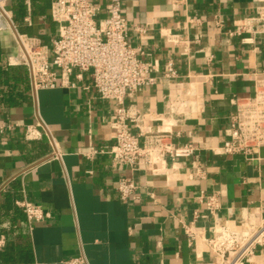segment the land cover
<instances>
[{
  "label": "crops",
  "instance_id": "obj_1",
  "mask_svg": "<svg viewBox=\"0 0 264 264\" xmlns=\"http://www.w3.org/2000/svg\"><path fill=\"white\" fill-rule=\"evenodd\" d=\"M50 6L6 4L18 31L46 45L59 35ZM261 6L264 0H123L130 43L157 63L153 83L125 101L130 125L144 134L142 143L168 134L174 146L195 149L141 170L110 155H83L91 145L115 142V103L86 89L91 73L79 80L74 71L68 84L35 92L24 67L8 66L18 45L11 32H0V123L11 126L0 134V264H197L212 260L207 239L220 226L237 230L264 215V145L250 158L220 151L234 98L254 96L264 78V35L245 44L232 34L255 24ZM168 62L173 80L165 76ZM29 128L37 138H27ZM123 177L137 185L129 204L117 193ZM211 196L214 214L206 204ZM19 201L41 206L48 217L30 223ZM252 264H264V251Z\"/></svg>",
  "mask_w": 264,
  "mask_h": 264
},
{
  "label": "built area",
  "instance_id": "obj_2",
  "mask_svg": "<svg viewBox=\"0 0 264 264\" xmlns=\"http://www.w3.org/2000/svg\"><path fill=\"white\" fill-rule=\"evenodd\" d=\"M12 1L16 0H0V32H11L18 45V53L9 58L8 66L24 67L35 92L68 84L74 71H77L79 80L83 73L89 72L92 83L86 89L91 87L101 99L115 103L114 144L109 147L91 145L83 152L86 158L93 160L100 155H110L115 164L141 170L165 156L188 157L194 153L191 145L174 146L168 134L147 136L142 143L144 134L135 133L130 125L129 121L135 119L125 101L153 83L152 73L157 63L141 58L142 52L130 43L123 0H50V17L58 24L59 31L51 45L18 31L11 12L6 8V4ZM23 1L31 11L32 0ZM252 22L255 24L245 22L238 25L232 34L241 36L245 44L254 41L253 35H264V6L258 8ZM215 23L219 29L223 26L220 16L216 17ZM165 76L172 80L177 78L172 62L167 63ZM254 87V96L233 100L235 110L220 147L224 155L250 158L264 145V78L256 80ZM10 127L0 123V134ZM27 138H37L35 131L29 128ZM136 190L137 185L131 178L119 180L117 193L126 204L136 199ZM206 204L208 211L214 214L218 208L216 197H208ZM17 205L30 223L48 217L39 205L28 201H19ZM185 233L190 241L196 237L192 228H185ZM207 243L213 258L197 264H252L264 251V215L246 219L237 230L228 225L220 226ZM5 245L6 238L0 235V248ZM63 263L85 264V260L75 258Z\"/></svg>",
  "mask_w": 264,
  "mask_h": 264
}]
</instances>
